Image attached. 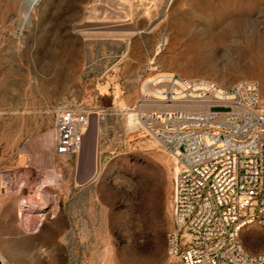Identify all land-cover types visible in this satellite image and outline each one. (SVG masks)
<instances>
[{
  "label": "rangeland",
  "instance_id": "374dc122",
  "mask_svg": "<svg viewBox=\"0 0 264 264\" xmlns=\"http://www.w3.org/2000/svg\"><path fill=\"white\" fill-rule=\"evenodd\" d=\"M167 73L258 79L264 108V0H0L4 264H168L177 166L122 115ZM59 106L92 114L79 155H54ZM37 186L48 196L24 201ZM241 240L264 251L258 224Z\"/></svg>",
  "mask_w": 264,
  "mask_h": 264
},
{
  "label": "built area",
  "instance_id": "2783aa9c",
  "mask_svg": "<svg viewBox=\"0 0 264 264\" xmlns=\"http://www.w3.org/2000/svg\"><path fill=\"white\" fill-rule=\"evenodd\" d=\"M117 62L102 77L111 80ZM114 87V86H113ZM112 87V89H114ZM261 84L243 78L221 87L207 78L173 73L143 79L140 95L122 115L135 113L134 131L158 141L174 159L168 264H264L248 252L244 227L264 229V108ZM91 112L59 106L54 155H79ZM27 160L25 168H29ZM43 169L36 167V182Z\"/></svg>",
  "mask_w": 264,
  "mask_h": 264
},
{
  "label": "bare ground",
  "instance_id": "6f19581e",
  "mask_svg": "<svg viewBox=\"0 0 264 264\" xmlns=\"http://www.w3.org/2000/svg\"><path fill=\"white\" fill-rule=\"evenodd\" d=\"M25 2H26L27 5L36 6V5L39 4L40 0H25ZM125 115H127V120H126V127H127V129L129 131H134V128H135L136 124L138 123L137 122V115L135 113H129V112L127 114H125ZM86 136H87V132L85 134V137ZM85 179L86 178L84 177L81 180L84 181ZM35 191H36L35 196H32L30 198L22 197V198H24V201H38V200H41L43 197L46 198L48 196L39 186L36 187V190Z\"/></svg>",
  "mask_w": 264,
  "mask_h": 264
},
{
  "label": "water",
  "instance_id": "95a60500",
  "mask_svg": "<svg viewBox=\"0 0 264 264\" xmlns=\"http://www.w3.org/2000/svg\"><path fill=\"white\" fill-rule=\"evenodd\" d=\"M0 264H4L3 261L1 260V258H0Z\"/></svg>",
  "mask_w": 264,
  "mask_h": 264
}]
</instances>
